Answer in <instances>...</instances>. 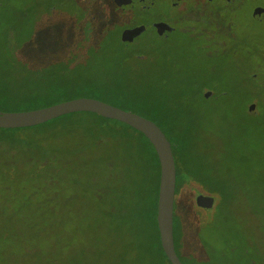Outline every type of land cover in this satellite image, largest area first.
<instances>
[{
    "label": "trees",
    "instance_id": "16d2710c",
    "mask_svg": "<svg viewBox=\"0 0 264 264\" xmlns=\"http://www.w3.org/2000/svg\"><path fill=\"white\" fill-rule=\"evenodd\" d=\"M88 19H92L91 15ZM122 29L118 32L119 40ZM154 49L152 46L141 49L146 53L144 58L134 51L111 65L97 68L77 59L71 64L57 62L45 70L42 67L33 71L14 60L2 59L0 107H21L15 111L45 107L72 99L63 97L68 91L84 90L91 92L88 97L150 119L165 134L173 154V243L182 264H224L225 261L232 264L235 259L232 249L236 244H244L252 251L253 258L246 260V264H263L260 245L264 243V223L259 231H254L257 240L251 242L232 229L228 232L239 203L235 193L243 183L252 185L254 179L246 170L235 175L223 160L224 153L210 156L201 147L199 132L204 119L197 103L200 96L210 99L218 93L229 97L245 90L257 79V74L249 72L245 79H235L228 90L214 85L211 96L205 98L203 86L191 82L185 88L168 89L163 79L169 82V78L163 73L157 78ZM228 52L222 57L240 60L234 48ZM258 56L264 59L263 51ZM131 59L136 63L132 69L128 66ZM161 61L172 64L171 58L164 57ZM232 74L238 73L233 70ZM258 103L264 109L260 100ZM258 115L251 117L259 121L256 135L259 141L264 139V111ZM68 142L70 148L64 146L67 150L63 151L62 144ZM70 153L82 155V169L67 178L68 198L79 214L80 227L90 231L87 236L91 235L93 243L91 264H170L160 245L155 218L159 162L153 146L141 132L91 112L70 113L30 127L0 128V157H10L0 161L2 167H7L13 159L22 167L36 163L47 166L46 162L54 159L55 154ZM185 187L214 194L218 202L205 213L191 209L178 200ZM255 194L262 193L255 192L253 199ZM250 202L252 206L247 205L250 211L264 219V195ZM230 238L233 244L229 243ZM191 242L196 246H189Z\"/></svg>",
    "mask_w": 264,
    "mask_h": 264
},
{
    "label": "rangeland",
    "instance_id": "374dc122",
    "mask_svg": "<svg viewBox=\"0 0 264 264\" xmlns=\"http://www.w3.org/2000/svg\"><path fill=\"white\" fill-rule=\"evenodd\" d=\"M239 1L236 0L230 10L222 8L217 19L210 17L214 19L210 20L212 23L227 28L229 35L213 34L214 24L209 21L205 25L203 18L198 22L187 19L181 20L176 27L193 26L191 29L195 33L206 27L203 37L193 40L190 32L183 30L159 38L148 29L138 37L133 48L128 49L118 39V32L128 25L173 19L175 10L167 0L147 3L146 12L142 11L141 3L121 9L112 0H0V61L14 60L34 71L42 67L41 70H45L57 62L71 64L78 59L97 68L111 65L137 49L141 51L152 46L157 56V78L166 74L172 84L169 87L185 88L191 82L204 88L215 84L217 89L228 90L235 79H245L249 72H255L257 79L250 82L247 89L229 97L218 93L210 99L200 96L197 102L204 119L199 132L201 147L207 149L210 156L224 153L223 160L229 163L235 175L246 170L254 179L252 185L243 183L237 189V212L234 211L228 224V232L232 229L251 242L256 239L254 231H259L264 223V219L247 206L248 203L252 206L250 200L264 195V139L257 140L259 121L247 111L251 105L258 117L264 111L258 103L264 99V59L258 56L264 50V17L253 18L255 8L264 7V0ZM196 43L208 47L205 51L198 50ZM231 48L240 60L221 56ZM164 57L171 58L172 64L162 63ZM128 63L129 68H134L133 59ZM233 70L239 75L232 74ZM90 93L74 90L63 97H88ZM17 109L15 106L0 107V111ZM62 145L65 151L64 146L70 148L71 143ZM81 157L78 153L55 154L54 159L46 162L47 166L36 163L22 167L15 164L16 159L7 167L0 165V264H91V235L87 236L86 227H80L79 214L68 198L67 178L76 173L75 170L82 169ZM6 159L10 157H0V161ZM197 192L185 187L178 200L196 210L194 197ZM255 192L262 194H255L253 199L251 196ZM210 195L214 196V207L218 198ZM229 243L233 244L231 238ZM243 245L236 244L232 249L235 257L232 264H246V260L253 258L250 248ZM189 246L196 244L191 242ZM260 246L264 255V243Z\"/></svg>",
    "mask_w": 264,
    "mask_h": 264
},
{
    "label": "water",
    "instance_id": "95a60500",
    "mask_svg": "<svg viewBox=\"0 0 264 264\" xmlns=\"http://www.w3.org/2000/svg\"><path fill=\"white\" fill-rule=\"evenodd\" d=\"M154 0H112L115 6L128 9L134 3H141L147 9V3ZM179 0H173L178 2ZM145 2V3H144ZM159 35L171 30L168 24L160 23ZM139 28L125 29L120 35L121 42L129 47ZM211 90H205V98L211 96ZM264 104V99L262 101ZM250 115H255L254 105L248 106ZM91 112L101 117L117 120L141 132L153 146L159 162V182L156 203V224L160 245L170 264H182L177 256L173 243V203L175 192V164L170 143L160 127L150 119L109 104L93 97H76L69 100L22 111H0V128H22L38 125L56 117L75 113ZM195 204L204 210L212 209L213 195L198 194Z\"/></svg>",
    "mask_w": 264,
    "mask_h": 264
},
{
    "label": "flooded vegetation",
    "instance_id": "af4514ba",
    "mask_svg": "<svg viewBox=\"0 0 264 264\" xmlns=\"http://www.w3.org/2000/svg\"><path fill=\"white\" fill-rule=\"evenodd\" d=\"M157 1H159V0H157ZM167 1L170 3V5L175 10V15L172 17L173 19H171V20L157 19V20L150 21V22H144V23H140V24L129 25V26H126L122 29V31H123L125 29H133V28H139L140 27V31H137L138 33L135 35V37H133V40H132L130 46L127 47L128 49L133 48L132 46L135 45V42L138 39V37L140 35L144 34L148 29H152L151 30L152 33H154V35H156V37L158 36L159 38H164L174 31L178 32V31L186 30V31L190 32L189 36L193 40H198L200 37L204 36L203 32L207 31L206 27H203V29H201L199 32L195 33L191 29V28H193V26H191L189 28L186 27V29H182V28L176 27V25L179 24L181 20L192 19L195 22H198V20L200 18H203V20L206 23L205 25H208V22L210 20H214L210 17H214L215 19H217L218 17H220L219 13L222 11V8L224 10H230V8L232 7V5L234 4V2L236 0H179L178 2H173V0H167ZM137 4H139V3H134L133 6H135ZM215 6H217V9L216 8L213 9ZM142 11L146 12L147 9L142 8ZM185 14H187V15L190 14V15H192V17H190V18H187V16L184 17ZM253 14H254L253 18L255 20L260 19V17L263 18L264 17V7H256ZM160 23L168 24L169 27L171 28V30L165 31L162 35H159V29L158 28L160 26ZM212 24H214V23H212ZM215 24H214V26L216 29L212 30L213 34H224V35L227 34V35H229L228 32L226 31L227 28H225V27L223 28V26H220L219 24H217V22H215ZM200 34H202V35L200 36ZM206 47H208V45L204 44V43H196V45H195V49L202 50V51L203 50L205 51ZM137 50H139V49H137ZM262 51L264 53V50H261L260 53ZM135 53L140 58H144L146 56L145 52L135 51ZM163 76H167V75H163ZM163 81L165 82L164 85H166L167 87H169V84H171L170 82L167 81V79H163ZM171 85H170V87H171ZM214 85L215 84L211 85L210 87L208 86L206 88L203 87V90L204 91L205 90H211L212 91V89L214 88L213 87ZM198 194H203V193L198 191L195 194V197ZM204 195H210V194L208 193V194H204ZM195 197H194V202H195ZM196 207H197L196 210H199L202 213L209 211V210L206 211L203 208L198 207L197 205H196Z\"/></svg>",
    "mask_w": 264,
    "mask_h": 264
}]
</instances>
